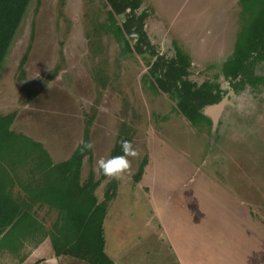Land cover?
<instances>
[{"label": "rangeland", "instance_id": "rangeland-1", "mask_svg": "<svg viewBox=\"0 0 264 264\" xmlns=\"http://www.w3.org/2000/svg\"><path fill=\"white\" fill-rule=\"evenodd\" d=\"M101 2L30 0L21 37L14 39L9 48L8 67L16 70V63L28 45L26 66L34 70L39 66L38 59L32 58L34 48L46 47L43 53L46 58L56 53L61 40L78 42L81 47L89 45L84 41L85 35L89 34L90 38L100 36L101 41L97 43L108 54L113 77L112 69L123 61L116 51L118 42L112 40L110 34L106 35L101 30V23L96 21L106 18L107 4L104 0ZM253 2L257 1L248 0L250 8L247 12L240 11L242 6L238 0H143L141 9L149 13L145 30L160 53L172 55L173 46H178L190 56L191 79L197 83L204 79L219 83L227 80L216 75L220 74L221 63L230 56L237 30L257 11ZM112 16H107V19L119 21V16ZM31 22L34 39L28 42L25 37L29 35ZM129 43L133 42H127L128 48ZM83 51L84 48L80 54ZM133 56L124 58L125 77L122 82L121 78L117 79L116 83L120 84L110 83L107 101H102L99 94L93 108L87 107L90 109L86 110L80 104L85 114L77 143L82 139L84 120L90 115L94 116L90 134L95 154L101 155L98 159L105 156L101 151L105 139L109 141L110 134L129 126L127 130L138 136L137 151L141 150L140 139L144 137L140 152L144 153L129 157L130 164L143 166V176L148 177L144 179L146 182L155 175L151 165L157 164L160 174L164 172L163 176L168 180L169 195L153 200L151 195H147L150 188L124 181L123 175L118 178L116 194L108 202L102 223L104 249L112 264H264V108L256 106L246 111L242 109L244 105H231L232 100L233 104H242L233 96L231 88L229 102L219 114L215 130L204 132L207 134L205 139L192 124L182 125L175 115L171 119L165 117L168 110L161 117L163 110L157 108L155 100L142 98V105L139 104L134 87L146 64L142 56H138L140 60ZM84 57L91 55L85 50ZM112 61L117 62L113 65ZM254 68L255 74L262 73L264 60L257 62ZM118 118L122 120L118 122ZM164 131L173 132L175 137L167 139L171 147L167 144L166 148L160 149L169 152L158 154L155 144L158 143L157 138L162 140ZM13 133L15 147L9 152H0V178L7 181L6 189L13 199L19 193L22 195V186H27L29 190L24 193L26 207L32 210L0 234V264H27L33 257L29 254L30 248L43 233L55 230L57 211L49 210L39 201H31L35 195L40 198L39 188L45 184L38 166L46 168L43 146L19 131L13 130ZM147 141L150 142L147 147L150 152L146 148ZM232 148L237 149L231 152ZM97 160L92 158L90 162H83L81 181L89 168L94 171L95 179L99 177ZM160 174H157V180ZM252 178L251 187H243L242 198L236 190L240 191L239 185ZM11 184L16 186L10 187ZM105 185L106 179L95 188L96 199L101 200ZM63 225V221L58 220L57 227L61 229ZM64 232L68 233L70 240L74 239L72 226ZM50 246L54 251L52 244Z\"/></svg>", "mask_w": 264, "mask_h": 264}, {"label": "trees", "instance_id": "trees-1", "mask_svg": "<svg viewBox=\"0 0 264 264\" xmlns=\"http://www.w3.org/2000/svg\"><path fill=\"white\" fill-rule=\"evenodd\" d=\"M238 1L242 6L240 11H249L248 0ZM256 1L252 4L257 5V11L237 30L232 53L221 63L220 74L216 75H222L224 79L229 77L233 92L264 78V72L255 74L254 70L256 63L264 60V0ZM29 2L30 0H0V66ZM105 2L110 11L119 16L121 30L133 42V50L145 59L147 74L157 88L174 102L175 108L194 127L204 132L214 131L211 120L203 113V109L221 99L219 83L210 79L197 83L191 79L190 56L178 46H173L174 52L169 56L158 51L145 30V20L149 13L141 9L143 0ZM35 94L36 91L27 93L25 99H21L20 102L28 101ZM15 114L16 109L0 114L2 153L11 151L16 145L13 137L15 134L10 129ZM90 125V119L84 120L82 139L70 157L64 161L53 163L46 151L41 148L46 156V168L38 166L45 184L39 188L40 198L35 195L31 201L33 203L39 201L49 210L57 211L55 230L51 229L42 234L48 235L55 255H68L88 264H112L104 249L102 223L108 202L116 194L118 179L102 175L99 168V177L95 179L94 171L89 168L87 176L81 181V166L85 160L90 162L92 159ZM121 140L131 142L130 137L118 134L108 157L121 154ZM39 146L41 147V144ZM104 179L106 185L99 200L96 199L94 190ZM6 183L3 177L0 178V234L32 210L26 207L25 196L20 194L15 199L11 197L7 192ZM22 189L24 193L29 190L27 186H22ZM58 220L64 223L61 229L57 227ZM69 224L74 230L73 240L64 232L68 231Z\"/></svg>", "mask_w": 264, "mask_h": 264}, {"label": "crops", "instance_id": "crops-1", "mask_svg": "<svg viewBox=\"0 0 264 264\" xmlns=\"http://www.w3.org/2000/svg\"><path fill=\"white\" fill-rule=\"evenodd\" d=\"M101 1L102 0H100V2ZM104 3H106L105 0ZM26 12L24 13V16L8 47V50L2 61L3 63H1L0 114L3 115L16 109L15 117L13 118V121L10 124L11 131H19L20 134H25L27 137H31L33 141L43 146L44 150L49 155L51 161L53 163H57L68 159L72 154L73 150L78 145L77 138L81 131L80 124L83 120L82 116L85 114L83 112L84 110L80 108V104H82L84 106L83 108H86V110L93 108L94 103L97 100L99 94H101L102 101H107L109 97H106V95L108 93L110 83L115 81V84H120V82L116 83L117 79L119 80V78H121L122 82L125 77V68L123 63L124 58L134 55L133 57L135 59L138 58V60H140V57H138L139 55L133 50L131 43H129L130 47L128 48L127 42H130L131 40L120 29V25L117 26V24H119V21H114L115 18H112L111 21L107 19V16L109 15L114 16V14L110 11L109 6L107 5L106 18L103 21H96L98 23H101V30H104L107 33L106 35L110 34L111 39L115 42H118L116 43V51H118V55L121 56L123 62L119 61L117 63L118 67L112 69V71L114 72L113 77H111L110 75V59L108 58V54L107 52L105 53L103 51L104 49L99 45V43H97L101 41L100 36L97 38L96 35H93L90 38L89 34H86L84 39V41L87 42L86 44L89 43V45H83V47H81L78 42L66 43L65 41L61 40V42L57 44L58 50L56 51V53L53 56H51V54L49 56L47 55L46 58L45 56H43V53L46 52V47H39L38 49L34 48L32 58L35 61L36 59H38L37 64L39 65L34 70L31 69V67L26 66V59L29 55L28 52L30 50V47L28 45L25 52L18 59L16 63V70H14L8 67L10 59L9 48L14 39H20L21 37L20 32L23 29L22 23L25 20L24 17L26 15ZM104 24L106 25L105 27L102 26ZM28 26H30V31L29 35L25 37V40L31 42L32 39H34V28L32 22ZM110 26H112L113 29H110ZM80 30L83 31L81 27ZM35 39L37 38L35 37ZM83 48L84 51L86 50V52L91 55V57H84V51L82 52V54H80ZM7 53L8 57H6ZM231 53L232 50L230 51V55ZM77 56L79 59L77 58ZM74 59H77L78 61L74 62ZM70 61L72 62L71 66L69 64ZM117 61H112V64L115 65ZM80 62L82 64H80ZM64 67L67 68L64 69ZM111 68H113V66ZM135 86L136 87H134V89L137 90L138 97L140 99V105H142V98H146V100L148 101L155 100L157 102V105L155 104L157 108H161L163 110L161 117H164V112L168 110L166 112L171 113H166L165 117L168 116L171 119L172 117L174 118L173 115H175L176 119H178L180 122L182 121V125L183 123H188L189 125L191 124L175 108L174 102L165 93H163L160 89L157 88V85L148 76L146 66L145 71L141 75L138 84H136ZM33 91H36V94L31 99L26 102L19 103L21 99H25L27 93ZM233 96L236 97V100L239 99L242 104H233L232 100L230 101L231 105H237L240 107H243L241 105H244L242 109H245L246 111L256 106L257 108L262 107L263 109L264 78L254 83L245 85L241 90L234 92ZM227 102H229V100H227ZM224 107L221 111V114L224 110ZM259 111H257L256 113H261ZM253 114L255 115V113ZM88 119H90V122L92 123L94 116L90 115ZM121 120V118H118V122ZM128 128L129 126L124 127L120 131L116 130L117 133L115 132V134H121L130 137V143L132 147L135 148L138 136L137 134H133L132 131L127 130ZM195 129L198 134H200L203 138L207 139V134L204 133V131H199L196 127ZM115 134H110L109 141L108 139H105L106 142L104 143V147L101 150L103 152V156L105 154V158H107L109 155L108 150L109 148H111L115 140L114 137L112 138V136H115ZM156 136L158 137V135ZM89 137L92 147V158L94 160H97L98 157L101 155H96L94 152L93 140L90 132ZM173 137H175V134L173 132L164 131L162 140L159 141V139L157 138L158 143L156 142L155 145L158 148V154L169 152L165 151L166 149L164 151H160V149L166 148L165 146L167 144L169 147H171L172 144H170L167 139ZM146 138L149 139V137H145V139ZM140 140L142 142V150L144 137ZM148 146H150L149 141L146 142V148ZM135 149L137 150V148ZM234 149L237 148H232L231 152H234ZM141 150L137 152L140 153ZM147 150L148 152H150L148 148ZM143 153L144 152L140 154L142 155ZM216 154H219V152ZM144 156H147V154L145 153ZM142 167L143 166L141 164H139V166H135L134 164L133 167V163H131L129 165V168L122 174L123 176H125L124 181H131L133 185L135 184L136 186L150 188L151 191L147 195H151L153 200L158 201V199H161V197L168 196V180L165 176H163L164 172L160 174V169L158 168V165L155 163L151 165V169L154 168L153 172L155 175H153V177L149 179L151 180L150 182L144 181V179L148 177L143 176L144 168ZM229 169L231 168L229 167ZM139 170L141 171V173L139 172ZM125 173H127V176ZM158 173L161 176L159 180H157ZM251 175L253 176V174ZM253 180L254 179L252 178L249 181L247 180L246 183H242L241 186L239 185L241 190L239 191L237 189L238 191L236 190V193L242 197L244 191L243 187H251ZM9 186L14 187L16 185L11 184ZM245 192L247 193L248 191ZM19 195L20 193L17 194V196L13 195L14 199ZM22 195L24 196V192L22 193ZM42 216L46 217L45 215H43V213ZM40 238L41 239H39L36 244L30 248L29 254L33 255V257L31 259V262L27 264H88L83 260L71 256L55 255L54 251H52L51 249V242L48 235H42Z\"/></svg>", "mask_w": 264, "mask_h": 264}, {"label": "clouds", "instance_id": "clouds-1", "mask_svg": "<svg viewBox=\"0 0 264 264\" xmlns=\"http://www.w3.org/2000/svg\"><path fill=\"white\" fill-rule=\"evenodd\" d=\"M90 147V145H89ZM121 154L111 157H101L97 160V167L102 175L118 179L129 168V157H135L138 152L127 140L120 141Z\"/></svg>", "mask_w": 264, "mask_h": 264}, {"label": "water", "instance_id": "water-1", "mask_svg": "<svg viewBox=\"0 0 264 264\" xmlns=\"http://www.w3.org/2000/svg\"><path fill=\"white\" fill-rule=\"evenodd\" d=\"M218 88H220L221 99L216 103L207 105L203 109V113L209 116L211 120L212 128H214L217 125L219 114L221 113L224 105L226 104L228 100V94L231 91L229 77L227 80H224V81L222 80Z\"/></svg>", "mask_w": 264, "mask_h": 264}, {"label": "flooded vegetation", "instance_id": "flooded-vegetation-1", "mask_svg": "<svg viewBox=\"0 0 264 264\" xmlns=\"http://www.w3.org/2000/svg\"><path fill=\"white\" fill-rule=\"evenodd\" d=\"M236 34H237V32H236ZM236 34H235V35H236ZM234 38H236V36H235ZM229 83H230V81H229Z\"/></svg>", "mask_w": 264, "mask_h": 264}]
</instances>
